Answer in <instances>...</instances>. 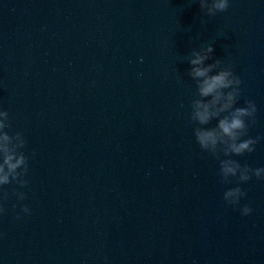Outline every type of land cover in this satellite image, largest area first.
Returning <instances> with one entry per match:
<instances>
[{
    "label": "water",
    "instance_id": "1",
    "mask_svg": "<svg viewBox=\"0 0 264 264\" xmlns=\"http://www.w3.org/2000/svg\"><path fill=\"white\" fill-rule=\"evenodd\" d=\"M229 4L209 17L198 0H11L0 111L29 163L27 187L0 189V264H264V180L221 183L226 158L189 119L186 57L212 45L206 63L242 81L236 107L257 108L255 151L231 158L264 168V0Z\"/></svg>",
    "mask_w": 264,
    "mask_h": 264
},
{
    "label": "clouds",
    "instance_id": "2",
    "mask_svg": "<svg viewBox=\"0 0 264 264\" xmlns=\"http://www.w3.org/2000/svg\"><path fill=\"white\" fill-rule=\"evenodd\" d=\"M200 12L203 15L213 17L218 13L226 12L229 7V0H198ZM214 48L212 45L193 50L189 54L187 63L189 71L187 75L195 82V98L190 104V123L196 125L193 134L196 143L202 151L219 159L220 154L226 158L220 160L219 176L221 183H231L233 179L237 184L249 182L254 176L257 180H264V168L252 169L241 164L231 157H241L255 151V145L260 137L256 139L248 136L249 123H256V105L246 101L245 107H236L241 96L240 88L242 81L234 74L230 66L222 64L219 59L213 60ZM0 189L9 184H16L20 188L27 187V180L24 177L28 173V157L22 149L26 147V141L19 132L9 135L6 129H10L9 114L7 111H0ZM217 121L214 127H208L211 122ZM18 201L26 199L23 192L14 191ZM246 193L239 187L227 190L224 201L231 205H239ZM0 199H8L7 191L0 193ZM15 209V205H13ZM6 209L0 206V215ZM25 214L30 213L27 206L22 207ZM241 215L248 216L252 209L245 205ZM20 217H17L19 219Z\"/></svg>",
    "mask_w": 264,
    "mask_h": 264
}]
</instances>
